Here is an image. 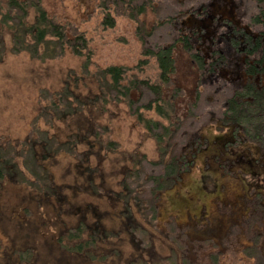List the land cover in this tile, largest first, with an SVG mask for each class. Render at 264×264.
<instances>
[{
    "label": "trees",
    "instance_id": "trees-1",
    "mask_svg": "<svg viewBox=\"0 0 264 264\" xmlns=\"http://www.w3.org/2000/svg\"><path fill=\"white\" fill-rule=\"evenodd\" d=\"M236 1L215 0L230 5L229 15ZM254 1L259 12L253 20L260 24L264 0ZM74 2L56 0V11L43 0H0V67L12 55H26L41 66L58 61L75 65L60 85L34 94L35 107L21 135L20 130H0V187L23 190L24 210L32 205L54 209L61 221L57 250L78 263L116 264L128 244L134 251L125 264H264V176L253 177L255 168L244 169L248 175L242 180L236 179L241 169L233 170L237 195L230 198L227 189L217 203L207 201L201 218L186 222L172 211L164 216L168 194L192 170V150L215 123L213 115L221 116L223 124L238 121L249 135L247 146L264 152L263 101L241 107L237 117L227 103L198 124L201 117L193 108L199 105L200 89L192 103H183L182 87L173 85L174 53L178 47L191 51V40L201 41V28L209 25L196 17L195 6L174 14L166 9L158 18L160 0ZM122 20L133 28L142 56L132 64H104L97 56L103 49L101 34L114 32ZM164 25L179 36L171 45L150 40ZM125 40L126 47L130 41ZM193 58L201 63L199 53ZM118 109L154 141V156L141 146L127 150L128 155L117 153L121 142L110 123ZM72 117L82 119L77 132L71 122L65 125ZM62 123L65 131L58 130ZM112 154L123 159L110 162L119 174L103 166ZM247 180L254 186L247 189ZM104 201L109 209L102 212ZM8 239L0 235V264H39L38 249L17 247ZM155 240L169 245L157 260L148 249Z\"/></svg>",
    "mask_w": 264,
    "mask_h": 264
},
{
    "label": "rangeland",
    "instance_id": "rangeland-1",
    "mask_svg": "<svg viewBox=\"0 0 264 264\" xmlns=\"http://www.w3.org/2000/svg\"><path fill=\"white\" fill-rule=\"evenodd\" d=\"M66 1L74 2V0ZM43 2L48 8L56 10V0H43ZM59 2L62 3L61 1ZM76 2L78 3V0L74 2L77 5ZM210 2H215V0H160V16H158V18L164 17L163 13L166 9L171 12V14H174L176 11L195 6L194 13L196 17L203 21L205 25H209L210 30L213 29V24L216 22V25H218L216 28L219 30L218 33L226 31V23L230 25V22L222 21L221 18H216L214 21L206 18V12L211 5ZM202 5H205L204 8L198 10ZM233 12V21L240 23L244 29L245 27L248 28L251 31L250 33H255L261 29V26L253 20V17L259 12V5L256 1L237 0ZM225 15L229 16L227 13ZM154 17L156 18V13L150 14L151 19ZM71 18H73V16ZM72 22L76 24L74 20H72ZM171 28L172 27L166 25L161 26L155 34L153 33L150 40L162 46L171 45L170 43L175 41L178 36L176 32L171 31ZM132 30L133 28L122 20L114 32L106 31L101 34L102 37L99 42L103 49L100 53H97L98 58L101 59L104 64L111 61H121L125 64H132L140 59L142 53L139 52V48L135 42L136 39L132 36ZM205 32L206 30H201V37L205 36ZM186 33L189 35L190 30H186ZM95 35H97V33H95ZM190 36L192 35L190 34ZM124 39L130 41L126 47L122 44ZM191 43V51H187L183 47H178L177 52L174 53L176 72L173 85H180L182 87L181 96L184 97L181 98V101H183V103L189 99V102L192 103L196 99L197 92L200 89L201 95L199 105L193 108L198 116L201 117L200 120H195V122L199 124L200 121H206L209 116L216 113L222 107L221 103L223 99L231 94V90L228 88L226 82H218L216 76H214L217 69L216 62L211 63V66L208 67L209 69L207 68V71L211 69L210 73H205V69L202 68L201 63H198L193 58L194 54L201 52V47H198L201 43L200 41H195L194 38L191 40ZM237 44L239 45V42ZM195 47L198 48L196 49ZM212 47L216 50L215 53L217 55L219 54L217 50H224L226 43L225 41H214ZM49 64L50 65L41 66L30 61L26 55H12L6 60L5 64L0 67V130L8 133L19 132L20 130L19 135H21L35 107L34 94L38 95L40 90L44 92L50 87L60 85L67 71L71 68H75V65L70 66V63L64 61ZM117 111L119 113L116 115L115 112ZM111 116H113L110 123L114 132L113 137L116 139L117 135L119 136L120 145L122 147L117 153H127L128 155L130 152L127 150L132 151L136 146H141L142 150L149 152V155L147 154L148 156H154L156 152L154 141L144 134L140 125L137 126L128 114L121 113L119 109L115 110L114 114ZM80 120L82 119L77 120V117H72L65 122V125L71 122L72 130L74 129L73 131L77 132V123ZM65 125L62 123L58 126V130L65 131ZM201 144L199 145L201 146ZM109 157L110 158L103 165L105 170L108 173H112V175L116 172L119 174L120 171L116 166L110 164V162L113 160L123 162L122 157L117 154H112ZM146 170L147 172H151L149 166ZM156 171L158 170L156 169ZM114 181L115 180H110L109 182L114 183ZM230 186L234 187L235 184L231 181ZM24 195L25 193L23 190L12 187L11 185L0 187L1 237H9L8 241L17 247L32 246L38 249L42 253V256H39V264H82L78 263V260L74 259L72 256L58 252L55 238L61 221L54 212V209L47 208L46 205L42 208L32 205L24 210L20 205L25 203V199H22ZM108 209L109 207L106 206V202H102L100 210L104 212ZM219 234L221 235L222 231H219ZM138 236L147 239V236L143 233H139ZM125 247L126 250L123 251V255L116 261V264H125L124 260L128 257L127 255L134 251V246L126 244ZM136 247L137 249L141 248V246ZM168 247L167 241L155 240L148 249L152 253V258L154 257L153 259L157 260L158 256L166 255L169 252ZM114 263L115 262L112 264ZM86 264L91 263L88 262Z\"/></svg>",
    "mask_w": 264,
    "mask_h": 264
},
{
    "label": "flooded vegetation",
    "instance_id": "flooded-vegetation-1",
    "mask_svg": "<svg viewBox=\"0 0 264 264\" xmlns=\"http://www.w3.org/2000/svg\"><path fill=\"white\" fill-rule=\"evenodd\" d=\"M225 3L210 2L206 18L213 21L221 18L222 21L230 22V25L226 23L227 29L221 33H218L216 22L212 30L203 26L202 31L206 30V32L200 41L199 55L205 73H210L211 69L207 71V68L211 63L216 62L217 69L214 76L218 82H226L231 90V94L223 99L221 105L226 106L227 103H231L232 111L236 116L241 107L258 104L259 100L264 102V18L258 24L261 29L250 33L248 28L244 29L240 23L233 21L234 12L229 16L225 15L230 6ZM204 6L202 5L198 10H202ZM214 41L226 43L224 50H217L219 52L217 55L212 47ZM221 118L217 115L211 117L215 124L207 134L200 137L201 146L198 144L193 148L188 164L192 170H187L186 174L189 175L182 176L178 188L172 189L168 194L167 209L164 213L166 218L172 211L174 216L186 222L190 219H199L207 211L206 202L212 205L217 203L221 200L222 192H226L227 189L230 192L229 197L234 198V194L237 195L235 189L239 188L238 185L232 187L229 184L227 188L228 183H226L228 180L226 177L231 181L235 180L233 170L241 169L242 172L238 173L236 179L242 180L245 178L243 174L248 175V171H243L244 169L255 168L257 170L253 173V177L262 180L264 152L254 151V147L247 146L249 135L242 124L238 121L230 125L223 124ZM201 154L203 156L200 157ZM244 183L247 189L254 186V183H249L248 180Z\"/></svg>",
    "mask_w": 264,
    "mask_h": 264
}]
</instances>
